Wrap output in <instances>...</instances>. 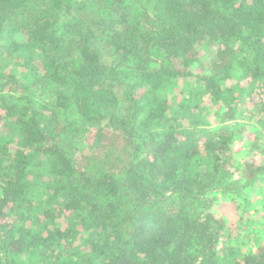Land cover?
Returning a JSON list of instances; mask_svg holds the SVG:
<instances>
[{"label": "trees", "instance_id": "16d2710c", "mask_svg": "<svg viewBox=\"0 0 264 264\" xmlns=\"http://www.w3.org/2000/svg\"><path fill=\"white\" fill-rule=\"evenodd\" d=\"M259 193L264 0H0V264H264Z\"/></svg>", "mask_w": 264, "mask_h": 264}, {"label": "rangeland", "instance_id": "374dc122", "mask_svg": "<svg viewBox=\"0 0 264 264\" xmlns=\"http://www.w3.org/2000/svg\"><path fill=\"white\" fill-rule=\"evenodd\" d=\"M207 51L209 50H203L204 53H207ZM198 73V71L196 72V74ZM186 84V80L183 82H180L179 86L184 87ZM216 122H209V124L207 125V129L211 130L213 129L216 124ZM233 199L230 198H226V200L223 202L224 204V209H226V211L229 213L227 214L229 216V221H227L228 225L231 226V228L237 232V229H239L237 227V224L239 225V221L237 219V215H242V218L246 219V221L248 222H254L257 223V225H255L258 229L257 233L259 234L260 237L264 236V196L261 195V193H259V195L255 196L252 195L251 199H246L245 203H243L244 208L245 209H241L240 210L243 213L238 214V212L236 213V207L233 205ZM233 221V222H232ZM247 228H249L248 225H246ZM243 230V227L241 228ZM253 247H255V245L253 244Z\"/></svg>", "mask_w": 264, "mask_h": 264}]
</instances>
